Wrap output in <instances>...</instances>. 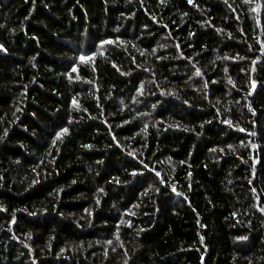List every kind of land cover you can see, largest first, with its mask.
<instances>
[{"label": "trees", "instance_id": "1", "mask_svg": "<svg viewBox=\"0 0 264 264\" xmlns=\"http://www.w3.org/2000/svg\"><path fill=\"white\" fill-rule=\"evenodd\" d=\"M262 209L264 0H0V264H264Z\"/></svg>", "mask_w": 264, "mask_h": 264}, {"label": "snow or ice", "instance_id": "2", "mask_svg": "<svg viewBox=\"0 0 264 264\" xmlns=\"http://www.w3.org/2000/svg\"><path fill=\"white\" fill-rule=\"evenodd\" d=\"M80 59H81V60H84V59H86V57H84V56H81V57H80ZM63 131H64V132H66V131H67V129H64ZM156 175H159V173H157ZM262 210H264V209H262Z\"/></svg>", "mask_w": 264, "mask_h": 264}]
</instances>
